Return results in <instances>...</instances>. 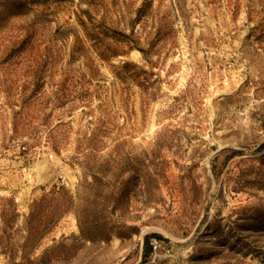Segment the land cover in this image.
<instances>
[{"label": "rangeland", "instance_id": "374dc122", "mask_svg": "<svg viewBox=\"0 0 264 264\" xmlns=\"http://www.w3.org/2000/svg\"><path fill=\"white\" fill-rule=\"evenodd\" d=\"M0 264H264V0H0Z\"/></svg>", "mask_w": 264, "mask_h": 264}, {"label": "trees", "instance_id": "16d2710c", "mask_svg": "<svg viewBox=\"0 0 264 264\" xmlns=\"http://www.w3.org/2000/svg\"><path fill=\"white\" fill-rule=\"evenodd\" d=\"M55 193V192H54ZM64 213H56V217H54L51 221H50V224L51 226H54L58 223V221L60 220V218L62 217ZM44 233L42 234H39L37 236V242L40 241L43 237H44ZM156 238H158V236H155ZM150 238L149 237H146V245H145V252H146V255L151 251L152 249V246L150 245V242H149ZM36 242V243H37ZM35 243V245H36ZM38 245V243H37Z\"/></svg>", "mask_w": 264, "mask_h": 264}, {"label": "bare ground", "instance_id": "6f19581e", "mask_svg": "<svg viewBox=\"0 0 264 264\" xmlns=\"http://www.w3.org/2000/svg\"><path fill=\"white\" fill-rule=\"evenodd\" d=\"M180 243H185L184 241H181Z\"/></svg>", "mask_w": 264, "mask_h": 264}]
</instances>
